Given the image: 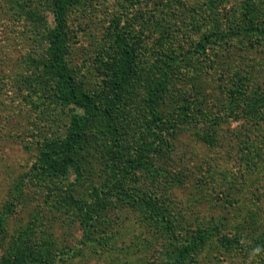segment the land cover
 Wrapping results in <instances>:
<instances>
[{
  "label": "rangeland",
  "instance_id": "obj_1",
  "mask_svg": "<svg viewBox=\"0 0 264 264\" xmlns=\"http://www.w3.org/2000/svg\"><path fill=\"white\" fill-rule=\"evenodd\" d=\"M262 4L77 0L68 10V63L75 80L94 94L110 73V20L119 13L139 34L145 61L133 81L141 90L164 71L153 51L180 53L193 48L201 33L209 38L206 51L190 53V62L175 73L159 106L167 135L153 160L165 172L141 171L121 187L132 197L158 196L164 224L147 219L130 197L101 200L99 221L86 241L78 213L63 201L74 174L36 169L40 146L63 133L68 114L48 96L50 0H0V258L17 250L43 264H168L176 246L204 228L210 236L191 264H264V117L229 115L213 126L203 120L222 116L232 89L251 94L264 88V33H257L264 24ZM141 95L130 93L115 112L117 132L123 131L119 144L112 145L100 122L92 124L78 155L83 171L75 197L87 200L91 187L105 180L111 158L117 165L131 155L130 132L142 136ZM222 233L235 234L237 243H220Z\"/></svg>",
  "mask_w": 264,
  "mask_h": 264
},
{
  "label": "trees",
  "instance_id": "obj_2",
  "mask_svg": "<svg viewBox=\"0 0 264 264\" xmlns=\"http://www.w3.org/2000/svg\"><path fill=\"white\" fill-rule=\"evenodd\" d=\"M76 3L77 0H50L52 26L46 34L45 69L52 78L53 84L50 88L51 91L48 90V96H52L57 106L67 108L68 114L63 133L46 139L40 146L36 169L42 175L49 176L74 174V182L67 185L63 201L78 213L83 239L89 241L91 231L93 227L96 228L99 221V216L96 217L97 203L101 200L109 201L115 197H130L128 200L138 201L140 210L143 211L147 219H154L164 224L165 209L158 196L142 194L132 197L127 195V192L121 187L123 183L138 179L137 174L141 171H150L153 176L165 172V168L159 167L153 160V156L162 151L167 135L165 119L159 111V106L163 102L164 94L170 89V83L175 73L190 62V53L199 55L198 52L206 51L209 38L207 34L201 33L193 48H183L180 53L176 51L170 53L164 50L153 51L152 55L155 54L163 62L162 69L164 71L151 85L141 90L140 84H135L133 81L135 75L142 70L145 61L140 53L139 34L138 36L135 34L138 31L131 29L119 13L110 20L112 25V30L109 33L112 45L108 56L110 73L105 80L102 92L94 94L82 88L75 80L67 59L66 15ZM262 9L264 11V4H262ZM257 27L260 28L257 33H264V24ZM192 58L194 60L195 56ZM138 91L142 93L140 100L143 106V117L139 125L142 136L139 139V132L136 136L130 132L133 142L135 141L131 155L126 157L122 164L117 165L111 158L102 185L91 187L87 200H80L74 195V188L80 183L83 171V161L81 162L78 155L82 153L83 147L87 144L92 124L100 122L112 145L119 144L122 139L120 134L123 131L117 132L114 120L115 112L119 111L120 106L126 102L130 93ZM231 91H233L231 103L223 107L222 116L218 119L204 117V121L208 119L213 126L222 119H227L229 115L236 119L264 117V88H256V91L252 90L251 94L247 93L244 88L240 90L234 88ZM182 100L187 103L185 98ZM186 109H188V105H186ZM162 229L167 230L168 225L165 224ZM209 236L210 232H205L204 228L196 230L190 241L176 246V251L168 264H191L195 261L192 255L199 245L208 240ZM218 239L226 246L233 245L238 241L235 234L230 236L226 233L218 234ZM0 264H43V260L39 256L12 250L0 258Z\"/></svg>",
  "mask_w": 264,
  "mask_h": 264
}]
</instances>
